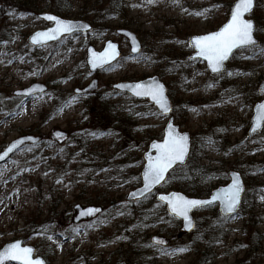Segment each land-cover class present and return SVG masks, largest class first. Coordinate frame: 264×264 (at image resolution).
<instances>
[{"label": "rangeland", "instance_id": "374dc122", "mask_svg": "<svg viewBox=\"0 0 264 264\" xmlns=\"http://www.w3.org/2000/svg\"><path fill=\"white\" fill-rule=\"evenodd\" d=\"M124 1V12L106 18L105 9L97 3L106 5L108 0H0V153L20 136L39 137L37 143L22 145L0 163V248L20 240L22 246L35 248L34 257H43L37 248L47 243L51 250L47 258L43 257L47 264L136 263L133 258L125 261L117 253L124 245L103 243L107 239L105 235L114 232L123 215L119 214L103 227L92 223L98 212L74 223V206L93 205L102 211L103 203L92 199L97 194L98 198L103 197L104 191L116 203L115 208L123 200L128 202L127 194L136 187L132 188V179L117 176V165L109 158L126 151L142 156L153 139H161L167 117L150 103L155 112L150 110L136 117L139 125H148L155 135L145 142L130 127L117 126L115 119L108 117L105 106L98 105L94 94L80 91L96 78L97 88L93 93L110 85L117 92L113 101L124 103L123 94L113 87L114 83L159 76L160 69L174 62L177 67L171 77L179 80L186 76V79L185 91L179 92L176 100L169 97L170 115L181 130L190 133L191 144L195 136L212 129H228L229 141L239 142L244 154H226L218 143L210 142L203 161L213 165L221 175L212 185L226 184L228 171L239 169L246 160L257 161V170L250 174L249 184L244 181L243 193V199L247 198L251 188L254 202L250 207L246 203L243 212L241 204L234 218L223 217L222 233L206 226L217 221L213 210L205 211L199 221L193 213L195 227L189 233L182 230L180 221L173 235L166 230L155 232L160 227L157 226L150 231V238L157 236L162 243L150 241L147 262L264 264V143L256 146L253 138L258 135L247 136L253 104L262 98L258 86L264 78V0H255L254 11L247 17L254 19L258 44L234 52L218 75H210L203 61L189 59L193 49L188 46V38L215 31L226 21L236 0H154L151 4L147 0ZM57 5L69 11L66 17L55 13L52 8ZM79 7L86 13L85 18L76 16ZM45 12L83 20L91 29L39 48L32 47L28 36L52 24L37 17ZM101 17L104 21L100 27L94 25L92 19L98 21ZM118 28L136 34L141 42L137 55L130 54L127 39L116 33ZM108 39L119 43L121 59L91 74L85 62L87 47L91 44L99 50ZM33 83L45 85L46 91L28 98L14 94ZM256 92L260 95L257 99ZM81 128L91 134L90 146L100 155L98 162L91 160V147L87 152L82 149L78 138ZM55 131L63 134L54 136ZM117 137L121 140L114 146ZM162 187L156 192L169 190ZM213 207L218 212L217 205ZM170 222L162 223L161 227L166 229ZM180 248L187 250L176 251Z\"/></svg>", "mask_w": 264, "mask_h": 264}, {"label": "trees", "instance_id": "16d2710c", "mask_svg": "<svg viewBox=\"0 0 264 264\" xmlns=\"http://www.w3.org/2000/svg\"><path fill=\"white\" fill-rule=\"evenodd\" d=\"M99 4H101L103 9H105L103 17L106 18L109 16H113V14L115 15L119 12H124L125 10L124 0H108L106 5L98 2L97 5L99 6ZM52 9L55 11V13L63 17H66L69 13V11L63 5H57ZM78 12L79 13H76L78 14L76 15L78 18H85L87 16L85 15L86 13L81 9ZM92 21H94V25H98V27H100V24L103 23L104 19L101 17L98 21H96L95 19H92ZM235 56L232 59L234 61ZM176 67V63L171 62L167 65L166 68L160 69L161 73L159 75L160 79L165 83L168 95L172 100L176 98V95H178L179 92L185 91L184 82L186 76L181 77L179 80L171 77V74ZM133 79L135 80L136 78H130L128 80ZM93 94L95 95L94 97L96 98L98 105L101 108L105 106V111L107 112L108 117L115 119V123L117 124V126H123L124 128L130 127V129L133 131V134L140 135L141 139H143L145 142L150 141L155 137V135L149 131L148 125H139V123L136 121L137 116L145 115L150 112V110L151 112H155V109L146 100H137L130 97L126 93H122L123 98L125 99L124 103L113 101V98L116 96L117 92L114 91L112 87H110V85L107 86V89H105L104 91H96ZM255 96L257 99L260 95L256 92ZM121 104H123V106ZM180 118L181 117H178V119ZM257 135L258 138H253L256 146L264 143V129ZM78 138L82 145V149L85 152H87L90 147L91 149H93V147L90 146L91 134L87 132L86 128L80 129ZM120 140V137H117V139H115L114 141V146H116L117 143L119 144ZM210 142L218 143L220 145V149L226 154H236V152H241L244 154V148L239 147V142L231 143L229 141L228 129H212L202 136H195L191 144V151L187 164L183 167L178 166L174 170H172L162 188H166L169 190H179L191 197H205L210 194L213 188L220 185H212V182L215 178L221 175H218L213 165L209 163L205 164L203 161L206 158L207 146ZM131 150L132 152H135L134 149ZM90 152H92V156L94 158H92L91 160H96L98 162V158L100 157V155L95 151V148ZM109 159L111 161H115L114 163H116L117 165V167H115V172L117 173L118 177L122 179H132V182L130 183L132 185V188H135L139 185L138 169L143 162L141 155H138L137 153L130 154L126 151V153H121V155L115 157L112 156ZM131 159H133V161L130 162ZM247 162L248 160H246L243 165H240L239 169L237 170L241 172L245 183L249 184L248 179L251 176L250 174L257 170L258 162L255 161L254 163L253 160H250L248 164ZM223 177L226 178L225 175H223ZM102 194L103 197L98 198L97 196L99 194H97L92 199L93 201L98 200L97 202L103 203V209L96 217L95 221L92 222L93 225H101L103 227L104 223L111 221L119 214L123 215L122 221L114 227V232L112 234H104L107 239H104L106 241H104L103 243L108 244L118 242L120 244V247L124 245V249L121 252L119 251V249V252L117 253L121 254V256H124V258H126L125 261L133 258L136 262L135 264H152L150 262H147V254L150 246V231L155 229L157 226L161 227L162 223L171 221L169 226L165 227L166 229H164L163 227H159L155 232L161 231V233H163L166 230V233L173 235L178 228L179 221L176 218L170 216L166 212L165 206L161 202H159L153 195H149L146 198L135 202H126L123 200L120 203L121 206L115 208L116 203H113L112 200H110V198L106 196L105 191ZM253 194V190L249 188V191L246 194L247 198H244L242 200L243 205L241 208V212L245 210L244 206H246V203L249 207L252 206L254 202ZM113 209H115V211L111 212ZM207 210L214 211L217 216V221L209 223V225L206 226L210 228L212 227L216 231H220L219 233H222L223 231H221L222 229L220 228V224H222L225 219L219 216L216 208H214L213 206L196 210L194 213L197 215L198 221L199 219H203L205 211ZM37 250L40 251L44 258H47V255L51 252L47 243H45L43 247L37 248Z\"/></svg>", "mask_w": 264, "mask_h": 264}, {"label": "snow or ice", "instance_id": "6c2138e0", "mask_svg": "<svg viewBox=\"0 0 264 264\" xmlns=\"http://www.w3.org/2000/svg\"><path fill=\"white\" fill-rule=\"evenodd\" d=\"M149 4L154 0H147ZM253 8V0H237V3L231 10V17L226 24L223 25L218 31L195 37L190 46L197 50V56L207 60L208 67L213 73H220L222 71L223 62L226 61L235 49H241L246 47H254L256 41L253 39L254 25L252 21L246 20L244 17L247 13H250ZM202 13H197L201 15ZM45 19L55 21L56 27L49 29L46 32L36 33L32 37V42L46 43L48 40H59L66 34H74L76 31L87 29V26H77L71 22L62 21L53 16H46ZM111 50V51H110ZM138 51L137 45L134 43L132 52ZM115 48L112 44H109L103 53H94L90 51L89 64L95 67H103L106 64H110L111 61L116 59ZM147 59V58H146ZM231 75V73H229ZM117 87H129L137 96L150 97L160 108L161 114H166L170 109L167 101L163 95V86L156 84L154 86H145L142 84H136L132 86L117 85ZM27 95L28 93H24ZM257 119L264 122V105H259ZM255 131V127L253 128ZM95 135V134H93ZM188 138L186 135H180L175 133L172 125L169 124V132L164 138L162 144L154 143L152 148L155 149L156 155L153 157L148 155L146 159L148 164L143 172L144 188L140 190L139 195L151 192V189L165 180V173L173 168V165L184 162V158L187 155ZM16 147L15 144L10 146L7 151L0 155V159H3L7 155V152L12 151ZM58 183L60 181H57ZM242 191L238 179H234L233 183L227 188L222 189L219 193L215 194L211 200H188L178 194H172L171 196H161V201H167L169 211L176 217H183L185 226L191 228V221L189 219V212L196 207L208 206L215 202H219L222 206V211L227 217H233L237 212L238 205L240 203V192ZM133 198L138 194L132 193ZM99 209H86L81 215H93L99 212ZM91 227V225L89 226ZM74 232H78V229H73ZM51 239V237H49ZM162 243V242H158ZM186 248H180L176 251L184 252ZM33 249L22 248L18 243H13L0 252V264L5 259L18 260L21 264H42L40 260H33L31 255Z\"/></svg>", "mask_w": 264, "mask_h": 264}, {"label": "water", "instance_id": "95a60500", "mask_svg": "<svg viewBox=\"0 0 264 264\" xmlns=\"http://www.w3.org/2000/svg\"><path fill=\"white\" fill-rule=\"evenodd\" d=\"M237 3V0L234 1L231 6H230V9H229V13H228V17L226 19V21L224 23H222L215 31H218L221 27H223L224 24H226L228 22V20L230 19L231 17V10L232 8L234 7V5ZM256 6V1L253 0V8L251 10L250 13H247L245 15V19L246 20H250L252 21L253 25H254V29H255V24H254V19L252 18H247L250 14H252V12L254 11V8ZM46 16H53V17H56L57 19L59 20H62V21H67V22H71L72 24L74 25H77V26H84L86 25L87 26V29H83L81 28V30L79 31H76L75 33H87L90 31L91 29V25L83 20H72V19H66V18H63V17H60L58 15H55L53 13H48V12H45V13H39L37 15L38 18L46 21V22H50L52 23L51 26L45 28V29H40V30H37L35 32H33L32 34H30L27 38V41L28 43L32 46V47H35V48H39V47H42L50 42H57L58 40H48L46 43H36L34 44L32 42V37L36 34V33H39V32H46L48 31L49 29H52L54 27H56V23L55 21H50V20H47L45 19ZM215 31H212V32H215ZM212 32H209V33H212ZM116 33L123 36L124 38L127 39V42H128V45H129V51H130V54L131 55H137L140 50H141V42L139 41V39L137 38L136 34L129 30V29H126V28H118L116 29ZM209 33H206V34H202V35H207ZM69 35H72V34H66L64 36H69ZM202 35H191L189 38H188V46L190 48L193 49V52L189 55V59H192V60H195V59H198V60H201L205 63V66L209 72L210 75H216V74H220L222 73L225 68H226V63L231 59L233 53L235 51H237L238 49H235L233 50V53L229 56V58L223 62V66H222V71L220 73H213L211 71V69L208 67V63H207V60H205L204 58L202 57H199L197 56V50L190 46V42L195 38V37H199V36H202ZM64 36H62L61 38H63ZM60 38V39H61ZM59 39V40H60ZM253 39L256 41V44H258V40L255 38L254 36V32H253ZM136 44L137 47H138V51L136 53H133L132 52V47H133V44ZM109 44H112L115 48V51L116 53H118V55L116 56V59L111 61L110 64H106L104 65L103 67H95L93 68L91 64H89V58H90V51L91 52H94V53H103L105 51V49L108 47ZM255 44V45H256ZM111 51V50H110ZM121 55H122V52H121V49H120V46H119V43L111 40V39H108L104 42L103 46L98 50L96 49L93 45H88L87 47V50H86V57H85V62H86V66L88 68V71L91 73V74H95V73H98V72H101L103 70H105L107 67L113 65L115 62H117L120 58H121ZM136 84H142V85H145V86H154L156 84H159L161 86H163V95H164V98L166 99L167 101V104H168V107H169V111L166 113V114H161V110L159 108V106L148 96H137L134 94V92L132 90H130L129 87H117V85H123V86H132V85H136ZM113 87L115 89H117L119 92H122V93H127L129 96H131L132 98L134 99H139V100H147L149 103H151L153 105V107H155V109L161 114L163 115L164 117H167V121L163 127V130H162V137L160 140L158 139H153L147 146V149L146 151L143 153L142 155V159H143V165L139 171V179H140V184L138 187H136L135 189H133L132 191H130L127 196H126V200L127 201H139V200H142L143 198L147 197L148 195L154 193L156 191V189H158L161 185H163V183L167 180V177L169 175V173L175 169L177 166H185L187 164V161H188V158H189V155H190V151H191V135L189 132L187 131H183L181 130L180 126L178 124L175 123L174 121V118L173 116H171V111H172V105H171V100L167 94V87L166 85L164 84V82L159 78L158 75H151V76H147L143 79H139V80H124V81H119V82H116L113 84ZM97 88V79L94 78L90 81V83L88 85H86L85 88H83L80 93H84V94H93V92L96 90ZM47 87L43 84H40V83H33L31 85H29L28 87L26 88H23L21 90H16L14 91V94L17 95V96H23L24 98H28V97H31L37 93H44L46 91ZM258 92L261 94L262 98L259 100V101H256L254 104H253V107H252V115H251V118H250V125H249V128L247 130V136L250 137L252 135H255L257 133H260L263 128H264V122H261L260 120L257 119L258 117V107L259 105H264V78L263 80L260 82L259 86H258ZM24 93H28L27 95H25ZM169 124L172 125V128L174 130L175 133H178L180 135H186L187 138H188V141H187V147H188V152H187V155L185 156L184 158V162L183 163H177L175 165H173V168L170 169L167 173H165V180L162 181L160 184H157L155 185L152 189H151V192L149 193H145L144 195H139V192L140 190H142L144 188V181H143V172H144V169L145 167L147 166L148 164V160L146 159V157L148 155H151V156H155L156 155V152H155V149L152 148V145L154 143L156 144H162L164 142V138L166 137V135L168 134L169 132ZM255 127V131H253V128ZM63 133L62 132H59V131H55L53 133L54 136H59V135H62ZM39 141V137H36V136H32V135H24V136H20L14 140H12L4 149L3 151L0 153V155L4 154L7 149L12 146L13 144L16 145V147L10 151V152H7V155L4 156L3 159H0V163L5 161L11 154H13L16 150H18L22 145L26 144V143H37ZM228 182L224 185H219L217 186L216 188H214L211 193L209 194V196H206V197H191V196H188L187 194L183 193L182 191H179V190H168V191H162V192H158L156 193V199L158 201H160L161 203H163L165 205V208L167 210V213L173 217H175L176 219L180 220L181 222V227H182V230L186 233H189L191 232L194 227H195V219H194V215H193V212L199 208H203V207H208V206H211V205H217L218 207V211H219V214L221 216H224L225 217V213L222 211V206L219 204V202H215L211 205H208V206H202V207H196V208H193L190 212H189V219L191 221V228L189 227H186L185 226V222L183 220V217H176L174 214H172L170 211H169V208L167 206V201H161L159 199V197L161 196H171L172 194H178L182 197H184L185 199H188V200H200V201H205V200H211V198L219 193L222 189H227L232 183H233V180L234 179H238L239 181V184L241 186V189L242 191L240 192V203L238 205V208H237V212L235 214L238 213V210L240 208V205H241V202H242V197H243V192H244V181H243V178H242V175L239 171L237 170H234V169H230L228 171ZM132 193H137L138 195L133 198L132 197ZM74 209L76 210V213L73 217V222L74 223H78L82 220H85V219H88L90 218L91 216L93 215H81L82 212H84L86 209H99L100 208L98 206H93V205H89V206H81L79 204H76L74 206ZM97 213V212H96ZM234 214V215H235ZM161 240L157 237V236H152L151 237V242L152 243H157V242H160ZM13 243H18L22 248H31L33 249V253L31 255V258L33 260H40L42 261V264H47L45 259L41 256H35L34 257V253H35V248L33 246H28V245H25V246H22L21 245V241L20 240H15L13 242H10V243H6L4 244L1 248H0V252H3L5 248H7L9 245L13 244ZM8 261H11V262H14V263H19L21 264V261H18V260H9V259H5L3 263L5 262H8Z\"/></svg>", "mask_w": 264, "mask_h": 264}]
</instances>
